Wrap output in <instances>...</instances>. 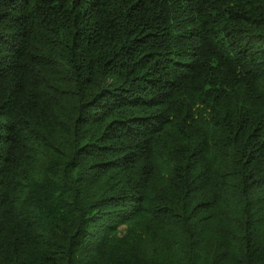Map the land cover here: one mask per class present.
Instances as JSON below:
<instances>
[{
  "label": "trees",
  "instance_id": "obj_1",
  "mask_svg": "<svg viewBox=\"0 0 264 264\" xmlns=\"http://www.w3.org/2000/svg\"><path fill=\"white\" fill-rule=\"evenodd\" d=\"M0 264H264V0H0Z\"/></svg>",
  "mask_w": 264,
  "mask_h": 264
}]
</instances>
